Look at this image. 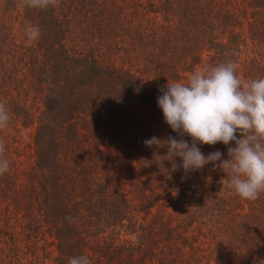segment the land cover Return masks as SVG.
Instances as JSON below:
<instances>
[{
    "label": "trees",
    "instance_id": "16d2710c",
    "mask_svg": "<svg viewBox=\"0 0 264 264\" xmlns=\"http://www.w3.org/2000/svg\"><path fill=\"white\" fill-rule=\"evenodd\" d=\"M227 60L264 78V0H0V264H264V192L144 144L180 138L159 88Z\"/></svg>",
    "mask_w": 264,
    "mask_h": 264
},
{
    "label": "clouds",
    "instance_id": "9594fccd",
    "mask_svg": "<svg viewBox=\"0 0 264 264\" xmlns=\"http://www.w3.org/2000/svg\"><path fill=\"white\" fill-rule=\"evenodd\" d=\"M31 8L47 9L55 0H24ZM29 39L39 37L30 29ZM232 61L194 71L187 83L171 82L159 88L157 105L164 122L177 134L163 141L155 136L144 141L147 147L166 145L172 171L183 168L187 175L212 164L226 173V187L242 199L256 200L264 192V78L248 82L237 74ZM11 121L9 109L0 102V129ZM237 133L240 138H237ZM191 138V142L184 139ZM235 143V147L230 146ZM223 143L228 159L219 150L205 155L200 145ZM7 149L0 140V175L10 171ZM176 158L182 163L178 164ZM71 222L74 218L67 217ZM67 264H92L85 254L69 257Z\"/></svg>",
    "mask_w": 264,
    "mask_h": 264
}]
</instances>
